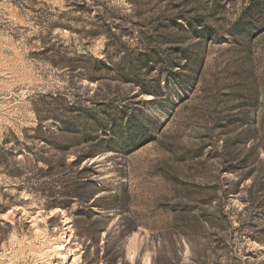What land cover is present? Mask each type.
I'll return each instance as SVG.
<instances>
[{"label": "rangeland", "instance_id": "1", "mask_svg": "<svg viewBox=\"0 0 264 264\" xmlns=\"http://www.w3.org/2000/svg\"><path fill=\"white\" fill-rule=\"evenodd\" d=\"M0 264H264V0H0Z\"/></svg>", "mask_w": 264, "mask_h": 264}]
</instances>
